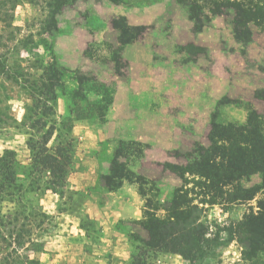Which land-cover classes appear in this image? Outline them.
Listing matches in <instances>:
<instances>
[{
	"label": "rangeland",
	"instance_id": "rangeland-1",
	"mask_svg": "<svg viewBox=\"0 0 264 264\" xmlns=\"http://www.w3.org/2000/svg\"><path fill=\"white\" fill-rule=\"evenodd\" d=\"M0 8L9 12L0 18L2 264H133L137 255L142 264H189L132 238L147 237L139 224L144 198L126 180L111 189L110 162L123 143L118 160L147 182L145 190L155 182L162 203L181 185L166 165L199 158L210 146L213 119L241 126L254 112L264 122V28L252 27L250 41L240 43L231 12L206 10L209 20L194 32L176 0H0ZM118 23L137 29L125 44ZM51 125L47 146L70 145L62 181L31 159V142ZM259 182L253 175L243 185ZM133 196L139 218L107 232L110 198L124 204ZM259 197L199 203L210 245L199 264H263L264 255L244 260L230 234L257 211ZM116 238L122 242L115 246Z\"/></svg>",
	"mask_w": 264,
	"mask_h": 264
},
{
	"label": "trees",
	"instance_id": "trees-1",
	"mask_svg": "<svg viewBox=\"0 0 264 264\" xmlns=\"http://www.w3.org/2000/svg\"><path fill=\"white\" fill-rule=\"evenodd\" d=\"M187 8L192 30L200 32L209 17L221 15L223 10L232 13V33L235 41L249 42L252 36V27L264 28V4L259 0H176ZM9 16L6 9L0 8V18ZM49 25L55 24L54 13L51 12ZM121 29V43L130 39L127 34L136 28H125L118 23ZM127 35V36H126ZM131 35V34H130ZM45 125H39V129ZM54 127L49 126L40 137L30 144L31 159L35 165H41L49 173L51 179L62 181L65 178L67 166L71 163L70 145L58 143L54 148L47 146ZM210 146L205 149L199 158L185 166L167 164L169 171L181 180V185L173 191L171 198L159 202L154 197L158 193L155 182L147 184L142 177L129 171L127 166L118 160L124 156L123 143L116 150V155L110 162L109 178L114 180L111 189L120 186L126 180L139 186V193L144 198L143 214L140 226L147 232L145 239L138 240L146 250L181 255L189 264H199L210 254L209 240L201 231L199 222L202 209L199 203L214 205L217 200H225L228 204L250 202L257 199V211H249L236 224L233 233L241 246V255L244 260L257 259L264 255V122L254 112H250L244 125H220L214 119L209 131ZM253 175L260 177L259 184L245 187L243 180ZM192 183L193 188H188ZM200 191H195V188ZM147 192H153L151 197ZM202 194L207 199L196 198ZM163 211L164 214L158 215ZM3 240V237H0ZM31 264L37 261L30 260ZM2 264V260H0ZM133 264H142L140 256L133 257ZM264 264V262H263Z\"/></svg>",
	"mask_w": 264,
	"mask_h": 264
},
{
	"label": "crops",
	"instance_id": "crops-1",
	"mask_svg": "<svg viewBox=\"0 0 264 264\" xmlns=\"http://www.w3.org/2000/svg\"><path fill=\"white\" fill-rule=\"evenodd\" d=\"M110 199L112 200L110 204V208H112V211L111 214L108 216L109 220L106 226L107 228L104 227V229L107 230V232L112 231V228L110 230L109 228L115 225L120 220L128 219V218H136V219L139 218L140 208L138 207V200L136 197L133 196L132 201L126 200L124 204L121 201L115 204L113 198ZM116 239L113 241V244L115 246L117 242H122L120 238H116Z\"/></svg>",
	"mask_w": 264,
	"mask_h": 264
}]
</instances>
